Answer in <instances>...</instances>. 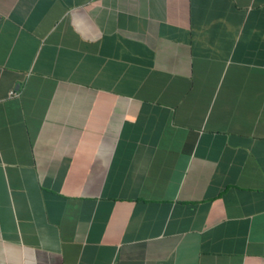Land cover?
Masks as SVG:
<instances>
[{"label": "crops", "instance_id": "obj_1", "mask_svg": "<svg viewBox=\"0 0 264 264\" xmlns=\"http://www.w3.org/2000/svg\"><path fill=\"white\" fill-rule=\"evenodd\" d=\"M0 264H264V0H0Z\"/></svg>", "mask_w": 264, "mask_h": 264}]
</instances>
